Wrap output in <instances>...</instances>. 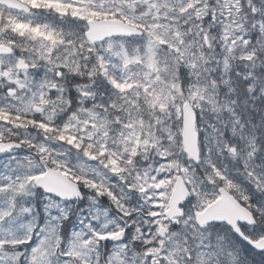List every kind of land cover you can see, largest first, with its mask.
<instances>
[{
	"label": "snow or ice",
	"instance_id": "1",
	"mask_svg": "<svg viewBox=\"0 0 264 264\" xmlns=\"http://www.w3.org/2000/svg\"><path fill=\"white\" fill-rule=\"evenodd\" d=\"M0 264H264V0H0Z\"/></svg>",
	"mask_w": 264,
	"mask_h": 264
}]
</instances>
